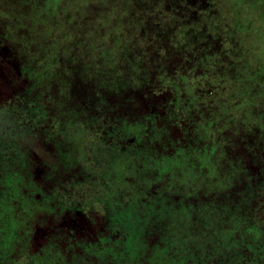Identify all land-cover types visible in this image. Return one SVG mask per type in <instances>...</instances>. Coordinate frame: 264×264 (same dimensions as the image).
<instances>
[{"label": "flooded vegetation", "instance_id": "obj_1", "mask_svg": "<svg viewBox=\"0 0 264 264\" xmlns=\"http://www.w3.org/2000/svg\"><path fill=\"white\" fill-rule=\"evenodd\" d=\"M20 1L34 0H0V264H161L154 250L171 225L156 218L159 212L144 215L149 201L140 213H131L140 201L132 198L131 169L144 166L131 165V155L143 143L125 131L130 126L156 133L151 145L156 159L224 150L225 171L241 167L252 188V194L180 193L169 172L164 177L157 171L150 187L143 188L150 199L165 198V206L191 211L192 220L203 206L223 209L224 222L235 201L248 225L264 223V114L250 102L258 123L243 125L226 115L223 95L230 83L223 82L233 76L222 64V48L197 50L208 46L202 39L176 56L157 38H144L141 16L117 30L119 23H112L115 34L104 38L95 10L85 18L76 11L75 20H63L70 14H64L60 1L58 11L42 9L41 15L65 25L59 36L52 35L63 47L55 54L50 49L36 53L25 41L30 21L19 20L11 8ZM69 26L77 28L65 33ZM85 29L96 37H85ZM209 57L216 58L212 73ZM183 77L200 87L202 101L184 98ZM36 106L45 118L31 112ZM76 122L90 126L89 147H69L63 130ZM117 130V138L113 133L106 138Z\"/></svg>", "mask_w": 264, "mask_h": 264}, {"label": "rangeland", "instance_id": "obj_2", "mask_svg": "<svg viewBox=\"0 0 264 264\" xmlns=\"http://www.w3.org/2000/svg\"><path fill=\"white\" fill-rule=\"evenodd\" d=\"M35 1V0H34ZM30 1L29 5L26 3L22 4L20 1L19 5L13 3L11 8L17 9L16 16L19 20L30 21L28 24L29 34L26 37V43H33L36 53L44 52L50 49L52 53H58V51L63 47L58 40L54 39L52 35L59 36L61 29H64L65 25L62 24L64 28L58 27L52 19V15H41L42 9L49 8L54 12L58 11L61 7L60 1H62V11L70 14L69 17L65 14L63 20H75L76 15L74 13L78 11V14L82 16L84 12V7L89 2L88 0H36ZM59 2V3H58ZM224 1L222 2L223 9H225ZM221 6V9H222ZM107 9L106 15L101 23V30H103L102 37L106 38L109 35L115 34V30L124 23L121 21L118 27L112 26V21L110 17L113 8ZM56 9V10H54ZM51 11V12H52ZM6 14H11V11L6 12ZM86 14V13H85ZM59 19V15L56 17ZM65 21V23H67ZM110 21V22H109ZM71 27L77 28L76 26L66 27L65 33L74 32ZM94 27V24H93ZM85 37L94 39L96 37V32L87 33V29L84 30ZM87 31V32H86ZM24 37V38H25ZM56 38V37H55ZM50 44V45H48ZM32 45V44H31ZM28 46V44L26 45ZM232 52V50H230ZM207 61L213 64H209L210 72L212 73L216 68V58L209 57ZM208 66V63L206 64ZM67 67V63L64 64ZM219 71L217 70V73ZM244 74L242 78H229L228 81L223 82L226 85L227 82L230 85L226 89V94L223 97L227 98L226 115L233 117L238 120L240 119L243 125H250L256 123V119L251 114L253 112V107L249 105L250 100L248 96V89L254 84L252 81V76L249 72L243 71ZM210 73V74H211ZM188 77V76H187ZM187 77H183V91L186 92V97L191 98L190 101H196L197 99L203 100L200 87L197 89L194 82L190 81ZM235 77V75H234ZM212 79H214L212 77ZM180 81V80H179ZM214 81V80H212ZM177 90L181 87L176 85ZM219 92L222 88L218 89ZM206 98L212 97L211 94H204ZM37 108V109H36ZM35 109H31L32 113H37L42 119L45 118V111L41 106H36ZM254 113V112H253ZM238 122V121H237ZM77 126L70 125L67 126L66 130H63L65 139L70 141L69 147L71 148H85L89 147L91 144L92 131L90 126L82 125L76 122ZM258 123V121H257ZM239 124V123H237ZM87 126V127H86ZM146 128L142 125L130 126L129 129L125 128V131L130 133L131 136H136L137 140L143 143L141 148H135L134 153L131 155V165L138 167L139 165L144 166V170L131 169V175L134 180L131 183L132 188V198H139L140 201L132 208V212H139V207L142 203L150 202V208L146 207L143 211L144 215L148 214V217L154 212H159L156 215L157 219L164 218L168 220L169 226L171 225V230L165 233L163 237V242L159 244L154 250L155 257L161 264H264V223L253 221L252 225H248V219H246L241 212H238L237 203L234 201L230 203L227 207V217L226 222H224V217L222 216V211H217L216 209L203 206L200 210L195 212L198 218L192 220L193 214L191 211H178L174 208V205L165 206L167 203L165 198L162 200H157V198L151 199L146 194V189L151 185V176L159 175L164 176L167 172L170 179L173 180L177 186L180 193L186 191H198L199 189L204 190L206 193L219 192H239L241 190L242 194L247 192L252 194V188L249 187L250 178H246V172L241 167H233L231 170L223 167L221 165V160H224V150H219L218 148L212 149V151L201 152V153H191L188 154L185 151L174 157L173 159H156L154 158V148L151 145L154 144V138L157 136L156 133L148 135L144 132ZM72 130V132H70ZM27 131L22 132V136H25ZM115 136L119 131H110L107 137L111 135ZM121 133V131H120ZM128 135V134H127ZM10 139V138H9ZM9 139H6L8 142ZM71 143V144H70ZM9 144H13L10 141ZM80 151V150H79ZM77 154V152H75ZM152 162V168L150 171L149 164ZM139 189L136 192L133 188ZM141 186H143L141 188ZM143 188H146L143 191ZM174 188V187H173ZM183 188V189H182ZM234 188V189H233ZM237 188V189H236ZM236 189V190H235ZM142 191V192H141ZM173 194L177 193L173 189ZM144 197L147 199L142 200ZM243 197V196H242ZM245 200V197H243ZM157 203H160L158 206ZM140 204V205H138ZM236 205V206H235ZM140 213V212H139ZM247 227H246V226ZM133 234V233H132ZM140 247H144L145 243L139 240ZM252 252V256L249 257L244 252ZM175 252L177 255H174ZM244 253V254H243ZM256 258V259H255Z\"/></svg>", "mask_w": 264, "mask_h": 264}, {"label": "trees", "instance_id": "obj_3", "mask_svg": "<svg viewBox=\"0 0 264 264\" xmlns=\"http://www.w3.org/2000/svg\"><path fill=\"white\" fill-rule=\"evenodd\" d=\"M88 1L80 17L85 18L95 10L103 20V13H108L110 7L113 8L110 21L115 25L122 20L133 24L141 16L144 38H157L163 49L176 56L183 55V51L202 39L209 41L208 46L200 45L197 50L215 52L222 48V64L227 74L234 80L242 78L244 70L252 76L254 84L248 89L249 100L264 114V0ZM153 42L148 41L152 50Z\"/></svg>", "mask_w": 264, "mask_h": 264}]
</instances>
